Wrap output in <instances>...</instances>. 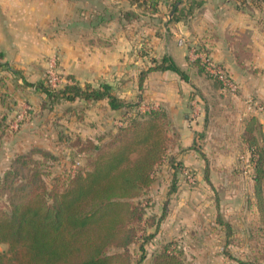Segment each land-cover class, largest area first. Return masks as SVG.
Listing matches in <instances>:
<instances>
[{
	"label": "rangeland",
	"instance_id": "1",
	"mask_svg": "<svg viewBox=\"0 0 264 264\" xmlns=\"http://www.w3.org/2000/svg\"><path fill=\"white\" fill-rule=\"evenodd\" d=\"M76 1L70 0L71 15L53 19L50 32L33 33L36 46L13 49L8 56L0 52V205L8 210L15 192L7 193L2 182L5 176L9 186L13 185L36 161L50 192L75 171L91 168L97 153L95 143L114 141L134 119L163 110L169 136L164 156L155 165L151 184L133 199L143 207V216L129 224L128 245L112 246L109 251L127 252L130 264H153L163 251L176 253L182 264H264V219L255 193L258 153L246 139L247 125L256 117L255 133L264 144V64H246V70L250 69L246 72L241 68V75L235 77L239 89L233 92L224 89L200 62L189 58L195 78H190L186 109L178 117L147 99L145 84L139 89L136 83L134 90L121 96L127 91L121 79L108 83L126 103L115 112L105 103L98 110L93 100H68L60 93L50 96L42 85L61 89L69 83L99 86L103 82L86 78L76 65L74 42L90 34L87 25L76 23L82 18L81 8L87 9L85 13L99 11L100 20H117L126 38L142 43L137 53H146L147 66L154 56L151 46L143 42L150 41L149 30L160 19L164 22L154 14L160 8L155 0ZM184 13L175 12L167 22L187 18ZM44 34H50V39ZM63 38L73 47L66 49ZM187 123L192 138L183 144L182 124ZM19 157H23V170L17 172ZM16 189L15 193L21 192ZM164 210L167 214L161 218ZM167 219L175 231L165 225ZM0 251L8 253L9 244L0 242Z\"/></svg>",
	"mask_w": 264,
	"mask_h": 264
},
{
	"label": "trees",
	"instance_id": "2",
	"mask_svg": "<svg viewBox=\"0 0 264 264\" xmlns=\"http://www.w3.org/2000/svg\"><path fill=\"white\" fill-rule=\"evenodd\" d=\"M145 54L142 51L140 55ZM149 64L140 72L141 88L153 70L171 69L190 81L189 73L168 54L152 57ZM42 87L50 96L60 93L68 100L108 98L113 109L126 104L107 83H69L61 89ZM164 113L154 110L148 117L134 119L121 129L114 141L95 143L97 153L91 168L75 171L66 183L55 185L50 192L36 161H32L28 174L14 179L13 185L9 186L11 182L5 176L2 182L9 189L7 193L16 192V188L21 192H12L8 210L0 205V242L9 244L8 253L0 251V264H130L127 252L109 250L112 246L128 245L129 233L132 234L129 224L139 222L143 216V207L133 199L151 184L155 165L164 156L169 140L164 130ZM255 123L253 117L247 125L246 139L258 153L255 193L264 219V144L255 133ZM16 162L17 172L22 171L23 157ZM18 178L21 181L15 187ZM207 179L210 180L208 171ZM166 214L164 210L161 218ZM153 264H182V260L176 253L163 251L155 256Z\"/></svg>",
	"mask_w": 264,
	"mask_h": 264
},
{
	"label": "crops",
	"instance_id": "3",
	"mask_svg": "<svg viewBox=\"0 0 264 264\" xmlns=\"http://www.w3.org/2000/svg\"><path fill=\"white\" fill-rule=\"evenodd\" d=\"M155 1L159 2L160 8L154 14H159V17L164 18V22L160 19L149 30L150 41L143 44L151 46L152 56H172L176 63L190 74V78H195V69L189 64V49L191 45L199 42V45L207 46L216 60L228 67L234 78L241 75V68H244V72L250 70L249 67L246 70V64H264L262 0ZM174 2L175 7L169 12L168 7ZM69 5L70 0H0V52L8 56L13 49L36 46V36L33 33L50 32L55 17L64 18L72 14ZM86 10L81 8L82 18L76 23L87 25L90 34H93L88 37L89 34L87 38L81 35L82 38L74 42L76 65H80L83 76H91L107 84H115L116 80L121 79L122 87L127 90L123 91L121 96L134 90L136 83L140 89V72L147 67L149 61L146 55L137 53V48L142 43H135L126 38L125 33L119 31L117 20H100L99 11L93 9L85 13ZM175 12H185L183 17L187 15V18L167 22ZM96 16L97 19L93 20ZM80 27L84 29L81 25ZM44 37L50 39V34H44ZM63 40L66 49L73 47L66 38ZM144 84L147 99L162 105L174 117H178V113L186 109L184 106L187 105V93L192 83L183 79L176 71H150ZM101 103H105L108 110L115 112L116 109L111 108L108 98L95 100V107L98 109ZM105 121L106 119L102 120ZM97 124L92 122V125ZM183 124L182 129L186 135L183 136V144H187L192 138V134L187 130L191 127L188 123L183 127ZM165 225H168L171 231L176 230L168 219Z\"/></svg>",
	"mask_w": 264,
	"mask_h": 264
},
{
	"label": "built area",
	"instance_id": "4",
	"mask_svg": "<svg viewBox=\"0 0 264 264\" xmlns=\"http://www.w3.org/2000/svg\"><path fill=\"white\" fill-rule=\"evenodd\" d=\"M189 58L191 60H198L207 72L222 83L224 89L233 92L238 91L239 84L230 73L228 67L219 60H216L207 47L205 48L203 45L198 44L191 45Z\"/></svg>",
	"mask_w": 264,
	"mask_h": 264
}]
</instances>
